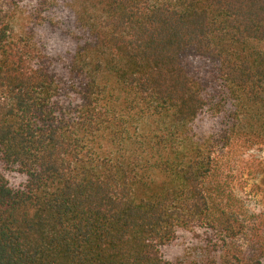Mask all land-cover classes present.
<instances>
[{
  "label": "trees",
  "instance_id": "obj_1",
  "mask_svg": "<svg viewBox=\"0 0 264 264\" xmlns=\"http://www.w3.org/2000/svg\"><path fill=\"white\" fill-rule=\"evenodd\" d=\"M255 150L264 0H0V264H264Z\"/></svg>",
  "mask_w": 264,
  "mask_h": 264
},
{
  "label": "rangeland",
  "instance_id": "obj_2",
  "mask_svg": "<svg viewBox=\"0 0 264 264\" xmlns=\"http://www.w3.org/2000/svg\"><path fill=\"white\" fill-rule=\"evenodd\" d=\"M15 16L28 24L26 12L17 11ZM240 160L241 170L246 178V191L241 195L248 208L253 213L264 212V151H251L243 155ZM260 163V168H259ZM172 258L181 264H219L218 256L202 246L188 248L179 246Z\"/></svg>",
  "mask_w": 264,
  "mask_h": 264
}]
</instances>
